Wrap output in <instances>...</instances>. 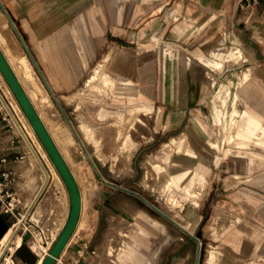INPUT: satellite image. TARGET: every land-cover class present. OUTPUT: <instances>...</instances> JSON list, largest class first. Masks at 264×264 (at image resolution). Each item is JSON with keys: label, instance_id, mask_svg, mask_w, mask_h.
<instances>
[{"label": "rangeland", "instance_id": "1", "mask_svg": "<svg viewBox=\"0 0 264 264\" xmlns=\"http://www.w3.org/2000/svg\"><path fill=\"white\" fill-rule=\"evenodd\" d=\"M2 2L29 47L32 39L47 37V10H70L71 16L67 21L71 42L67 43L66 51L72 58L77 52L80 36L79 17L87 15L86 77L82 85L67 97L57 98L59 106H55L57 113L54 118L56 127L61 128L63 136L69 140L67 158L78 168L79 188L84 197L80 225L74 232L78 236L75 238L78 239L75 252L79 250L85 257L82 263L89 264V256L96 252L100 262L104 249L99 248L106 244L111 251L108 257H115L122 249H132L143 256L146 264H195L196 241L152 209L144 201L147 200L178 223L187 224L189 227L186 229L202 239L199 264H231L225 263L224 256L216 247L208 245L209 224H216L212 233L217 239L223 229L229 227L226 224L232 225L244 217L246 213L243 207L250 208L249 212H256L255 195L238 194L237 189L264 186V124H258L256 128L248 124L244 104L239 98L235 100L240 77L248 73L246 68H250L248 62H242L246 58L239 46L240 42L249 41L251 35L248 30L242 28L237 33L232 32L230 42L215 54L208 53L206 58L215 60L211 66L218 76L215 87L204 100L202 118L198 119L194 114L187 116L200 121L199 125H194V129L210 145L215 142L217 155L226 160L223 162V175L227 179L219 182L218 190L207 194L202 192V181L196 175L188 173L184 180L179 179L180 175L176 177L182 172L174 162L176 146L173 141L181 132V129L174 128L180 99L138 97L134 91L108 88L101 84V81H110L111 76L117 80L119 71L114 70V64L117 65L119 60L121 71L126 68V57L138 51L127 44L128 35L120 34L117 30L116 16L125 15L129 5L127 0ZM142 4L136 1L137 6L141 7ZM36 8L40 11L38 17L31 13ZM237 9L246 16L251 26L264 27V0H259L255 9ZM256 11L262 16L257 17ZM6 26L0 10V33ZM141 36L144 37L138 35ZM262 36L255 34L253 39L264 42ZM132 37L136 35L130 34L129 38ZM100 42L101 51L95 49L96 43L99 45ZM146 52L167 58L172 55L171 51L163 49L143 50L138 55ZM224 53L227 58L236 57L227 61L225 68L220 61ZM202 56L197 53L194 61L204 59ZM160 68L162 70L163 66ZM94 76L96 79L93 80ZM90 78L92 80L89 81ZM166 85L174 88L173 81L166 82L161 78L156 82L155 89L161 93ZM190 108L197 109L196 103ZM137 115L139 119L136 120ZM0 123L18 135L11 123ZM31 137L41 157L40 163L48 173L36 207L44 197L48 196L49 199L47 216H44V211L39 219H35L33 208L24 223L23 228L28 230L22 243L29 244L33 252L44 247L40 237L53 244L52 238L58 235L68 215L69 201L67 189L57 170L44 156V149L36 143L39 142L38 137ZM17 139L21 141L19 136ZM183 139L187 141L189 136L184 134ZM22 145L28 151L24 142ZM24 172L23 185L18 184V188H23L26 194L36 193L43 175L41 166L32 155ZM252 172L260 176L252 179L245 177L246 173ZM30 176L35 178L32 183L29 182ZM29 231L36 236V240ZM74 241L70 240V245ZM217 244L214 243V246ZM71 249H65L63 253L64 264H72L64 260L68 255L72 256Z\"/></svg>", "mask_w": 264, "mask_h": 264}, {"label": "crops", "instance_id": "2", "mask_svg": "<svg viewBox=\"0 0 264 264\" xmlns=\"http://www.w3.org/2000/svg\"><path fill=\"white\" fill-rule=\"evenodd\" d=\"M136 1L143 3V6H137ZM127 2L129 5L125 15L116 16L117 30L120 34L126 33L128 35L127 44L132 48H137L138 51L126 57V68L121 71L118 66L119 60L117 65L114 64V70L119 71L117 80L111 76L110 81H101V84L108 88L115 86L120 90L137 91L138 97L159 96L180 99V108L175 114L174 128L175 130L181 129V132L180 136H176L173 141L176 146L174 162L182 172L176 177L180 175L179 179L184 180L190 173L202 181L203 193L209 194L213 190H218L219 182L227 179L223 175L225 172L223 162L226 160L217 155L214 149L215 142L210 145L194 129V125L200 124L198 119L202 118L204 100L209 97L218 77L211 69L215 60H209L206 56L208 53L215 54L223 45L230 42L232 32L237 33L241 31L238 29L242 28L248 30L251 35L249 41L240 42L239 46L246 58V61L242 62H248L250 68H246L248 73H245V77L243 75L240 77L235 100L239 98L242 101L245 113L248 115V124L256 128L258 124H264V42L255 41L253 38L255 34L264 35V27L251 26L246 16L238 12L237 0H127ZM0 10L7 25L0 33V47L32 104L38 106L37 103L42 102L45 106L49 114L46 128L59 150L66 153L69 140L63 136V130L55 125L54 118L57 113L55 106H59L57 98L67 97L71 91L82 85L86 77L87 15L83 14L79 17L80 36L77 42V52L72 58L69 51H66L67 43L71 42L70 26L67 21L71 16L70 10H47V37L32 39L30 47L20 34L2 0H0ZM39 12L37 8L31 10L36 17L39 16ZM255 15L262 16L259 11H256ZM130 34L136 37L130 39ZM138 35H144V37H138ZM95 49L101 51L102 43L100 42L99 45L96 43ZM157 49L169 50L172 55L168 58L154 52L138 55L143 50ZM237 49L239 50L238 47ZM197 53L202 54L204 59L194 61ZM235 59L236 57L227 58L224 53L220 61L225 68L228 66L227 61ZM160 66H163L162 70ZM94 78L96 79V76ZM161 78L166 82L173 81L174 88L171 89L166 85L159 93L160 90L157 91L155 87L156 82H159ZM194 103L197 109L190 108ZM214 107L218 110V106L214 105ZM142 109L141 111H144ZM190 114L196 115L198 119L187 118ZM135 118L139 119V115ZM185 121H187L186 124ZM184 134L189 136L187 141L183 139ZM34 151L36 154L33 152V156L17 139L13 129H7L6 125L0 123V183H6L2 173L10 171L14 182L9 187L12 195L19 200L17 209L19 213H23L29 206L44 183L43 180L46 179L40 157L35 149ZM179 152H182L180 158ZM31 155L41 166L43 178L36 193L26 194L23 188H18V184L23 185L24 167L30 163ZM2 159L3 162H1ZM68 165L79 186L78 168L73 163ZM258 176L260 175L254 172L245 174V177L251 179ZM34 179V176H30L29 182L32 183ZM189 189L188 192H190ZM237 191L238 194L255 195L254 209L256 212H249L250 208L243 207L246 213L244 217L232 225L226 224L229 227L223 229L217 239L212 233L216 224H209L206 240L210 247H216L224 256L225 263L264 264V196H261L264 195V186H245L238 188ZM80 194L81 214L75 231L79 228L83 212L84 197L81 190ZM44 202L46 205L44 216H47L48 196L44 197L40 204ZM2 215L7 221L12 219L8 213H2ZM65 222L66 220L60 226V231ZM181 225L185 228L189 227L187 224ZM77 237L76 233L72 235L66 245V250L72 248V254L75 253L74 247L78 240L75 238ZM195 237L202 243L200 237ZM72 239L75 241L70 245ZM216 242L219 244L214 246ZM99 249H104V251L98 264H146L143 256L132 249L129 251L120 249L121 251L115 257L107 256L111 254L108 245L105 244ZM96 253L89 256V264L92 262L91 258L97 255Z\"/></svg>", "mask_w": 264, "mask_h": 264}, {"label": "water", "instance_id": "3", "mask_svg": "<svg viewBox=\"0 0 264 264\" xmlns=\"http://www.w3.org/2000/svg\"><path fill=\"white\" fill-rule=\"evenodd\" d=\"M0 73L2 74L4 80L8 84L11 92L13 93L15 99L17 100L20 108L24 112L28 121L30 122L32 128L34 129L38 139L40 140L42 146L47 152L49 158L51 159L53 166L57 170L59 176L61 177L69 196V213L66 222L61 229L59 235L53 242L49 249V253L46 255L42 264H56L57 258L61 256L66 248L69 239L74 234L77 227V223L80 216L81 210V194L78 183L74 178L70 168L62 157L58 147L53 141L50 133L40 119L36 109L34 108L32 102L24 91L22 85L14 74L6 56L4 55L0 47ZM152 209H154L162 217L170 221L173 225L178 227L181 231L193 238L197 243V253L196 262L199 264L200 252H201V242L190 233L186 228H184L180 223L172 219L165 212L160 210L156 205L144 200ZM10 228L9 223L6 221L4 216L0 213V238H2L5 233ZM16 256L20 264H36L37 257L33 255L29 247L22 243L20 247L16 250Z\"/></svg>", "mask_w": 264, "mask_h": 264}, {"label": "built area", "instance_id": "4", "mask_svg": "<svg viewBox=\"0 0 264 264\" xmlns=\"http://www.w3.org/2000/svg\"><path fill=\"white\" fill-rule=\"evenodd\" d=\"M258 1L259 0H237L236 6L242 10L255 9ZM14 104H16V101L14 100V98L10 97L9 94L7 95L5 85L0 77V121L11 123L18 132L17 136L20 137V140L24 142L27 147V140H25L27 139V136L25 137V135L27 134V128L24 123V116L21 109ZM29 142L32 147L28 145L27 149L28 152L33 155V151L34 149H36V146L33 140H31V138L29 139ZM1 162H3V159L1 160ZM2 177L6 181V183H0V213H8L12 217L10 221H6L9 223L10 227L14 228L15 235L20 236L22 244L23 236L26 230H28L27 228H23V226L27 217L30 215L32 207H30L29 205L23 213H19L17 211L19 206V200L12 195V192L10 191L9 187L10 184L14 182V177L11 175L10 171L2 173ZM44 188L45 184L43 185L40 191L41 195ZM29 233L31 232L29 231ZM31 235L33 236L32 233ZM26 245L28 246V244ZM17 248L18 246L13 241L10 243V248L4 249L2 246H0V264H20L16 256ZM49 248L50 246L48 247L47 251L49 250ZM63 253L59 257V259L56 260V264H64V262L62 261ZM84 259V255L79 250L72 254V256L68 255V257L64 258L65 261L72 264H83L82 262Z\"/></svg>", "mask_w": 264, "mask_h": 264}, {"label": "bare ground", "instance_id": "5", "mask_svg": "<svg viewBox=\"0 0 264 264\" xmlns=\"http://www.w3.org/2000/svg\"><path fill=\"white\" fill-rule=\"evenodd\" d=\"M120 56V55H119ZM145 57V56H144ZM143 57V58H144ZM147 59V58H146ZM143 60V59H142ZM145 64V63H144ZM119 66V65H118ZM0 77H1V79H2V81H3V83H4V85H5V90H6V93H7V95L9 94L10 95V97H12V98H14V100L16 101V104H14V105H16V106H18V107H20L19 106V104H18V102H17V100L15 99V97H14V95H13V93L11 92V90H10V88H9V86H8V84L6 83V81L4 80V78H3V76H2V74L0 73ZM124 77V76H123ZM133 78V77H132ZM95 78L93 77V80H94ZM92 80V79H91ZM135 82V81H134ZM121 83V82H120ZM119 83V84H120ZM136 83V82H135ZM144 86V85H143ZM145 86H146V84H145ZM115 87V86H114ZM132 87H134V86H132ZM137 88V87H136ZM133 89V88H132ZM147 90V89H146ZM136 91V90H135ZM143 91V90H142ZM137 92V91H136ZM28 96V95H27ZM143 96V95H142ZM34 105V104H33ZM37 105L38 106H36V105H34V107L36 108V110H37V113H38V115H39V117H40V119L42 120V122H43V124L45 125V127H46V121H47V119H48V113H47V110H46V108H45V106L43 105V103L42 102H39V103H37ZM21 109V108H20ZM22 113H23V116H24V123H25V125H26V128H27V134L25 135V137L27 138V139H25V140H27L26 141V144H27V146L28 145H30L31 147H32V145L30 144V142H29V139L31 138V140H33L32 139V137H31V135L34 137V139H37L35 136H37L36 135V133H35V131H34V129L32 128V126H31V124H30V122L28 121V119H27V117L25 116V114H24V112L22 111ZM27 122V123H26ZM258 123V122H257ZM28 124V125H27ZM28 127H29V129H30V133H31V135H30V133H29V129H28ZM52 137V136H51ZM29 138V139H28ZM52 139H53V137H52ZM35 141H37V140H35ZM54 141V140H53ZM34 142V141H33ZM36 143H38L39 144V147L40 148H43L44 149V147L42 146V144H41V142H40V140H39V142H36ZM56 144V143H55ZM57 146V145H56ZM59 149V148H58ZM36 150V149H35ZM65 150V149H64ZM37 151V150H36ZM60 151V150H59ZM66 151V150H65ZM34 153H35V151H33ZM60 153H61V155H62V157L64 158V160H65V162L67 163V165L68 164H72L71 162H69V159L67 158L68 156H67V154L65 153V152H62V151H60ZM36 154V153H35ZM37 154H38V151H37ZM43 154H44V156L48 159V161L50 162V165L53 167V168H55L54 166H53V163H52V161H51V159L49 158V156H48V154H47V152L45 151V149L43 150ZM39 155V154H38ZM34 156V155H33ZM36 156V155H35ZM37 157V156H36ZM40 157V156H39ZM41 158V157H40ZM39 158V159H40ZM41 160V159H40ZM68 167H69V165H68ZM71 170V169H70ZM45 171V175H46V178H47V175H48V173H47V171L46 170H44ZM72 172V171H71ZM58 173V172H57ZM73 174V173H72ZM74 176V175H73ZM58 177H59V174H58ZM61 178V177H60ZM75 178V177H74ZM44 181V180H43ZM46 183V181L41 185V187H40V189H39V191L36 193V195L34 196V198L31 200V202H30V207H32V209L34 208L35 210H34V213L32 212V214H33V216H34V218L35 219H39L41 216H42V213L45 211V209H46V205H45V202L44 203H41V204H39L37 207H36V205L38 204V201H39V199H40V197H41V194H40V191H41V189H42V187H43V185ZM64 184V183H63ZM68 192V191H67ZM68 195V194H67ZM88 196V195H87ZM68 199H69V196H68ZM81 200H82V198H81ZM82 202V201H81ZM36 207V208H35ZM69 213V212H68ZM80 214H81V210H80ZM32 217V216H31ZM80 217V216H79ZM31 222L33 223V221L31 220ZM36 223H33V225H35ZM78 224V223H77ZM36 226V225H35ZM23 227H25V226H23ZM59 232H60V229L58 230V235H59ZM57 235V236H58ZM57 236L55 235L53 238H52V242H54L55 241V239L57 238ZM41 238V243H42V245L44 246L43 247V249H39V251H33L34 252V254L33 255H35L36 257H37V262H36V264H42L43 263V261H44V259H45V257H46V255L49 253V251H47V249H48V247L49 246H51L50 245V243L51 242H46V241H44L43 239H42V237H40ZM33 240H36V236L34 237V239ZM14 242L18 247H20V245H21V238H20V236L19 235H15V232H14V228L13 227H10L9 229H8V231L5 233V235L2 237V239L0 238V246H2L4 249H6V248H10V243L11 242ZM52 244V243H51ZM28 247H29V249H30V251L32 250L31 249V246L28 244ZM32 252V251H31ZM32 252V253H33ZM59 258H57V260H58ZM92 260V262H91V264H98V258H97V255L95 256V257H93V258H91Z\"/></svg>", "mask_w": 264, "mask_h": 264}]
</instances>
